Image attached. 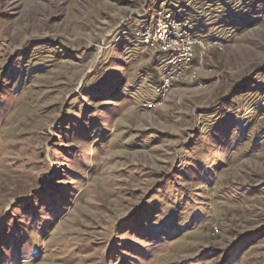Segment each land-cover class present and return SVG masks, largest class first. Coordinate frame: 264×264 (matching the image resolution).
<instances>
[{
    "label": "rangeland",
    "instance_id": "1",
    "mask_svg": "<svg viewBox=\"0 0 264 264\" xmlns=\"http://www.w3.org/2000/svg\"><path fill=\"white\" fill-rule=\"evenodd\" d=\"M0 264H264V0H0Z\"/></svg>",
    "mask_w": 264,
    "mask_h": 264
},
{
    "label": "built area",
    "instance_id": "2",
    "mask_svg": "<svg viewBox=\"0 0 264 264\" xmlns=\"http://www.w3.org/2000/svg\"><path fill=\"white\" fill-rule=\"evenodd\" d=\"M173 23L171 26L159 24L154 36L158 37L155 41H160L158 49L166 53L167 64L171 70L167 72L166 80L163 83L162 91H166L171 85V80L180 75L190 66L193 57L194 47L207 45L204 41L190 35L183 29L180 22ZM146 42L150 43V35L147 34ZM151 44L153 45L152 41ZM209 44V43H208Z\"/></svg>",
    "mask_w": 264,
    "mask_h": 264
}]
</instances>
